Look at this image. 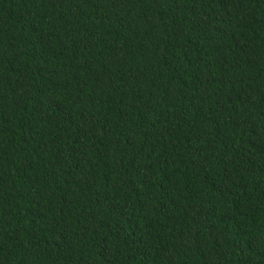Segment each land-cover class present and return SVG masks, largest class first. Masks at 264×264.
<instances>
[{
    "label": "trees",
    "instance_id": "16d2710c",
    "mask_svg": "<svg viewBox=\"0 0 264 264\" xmlns=\"http://www.w3.org/2000/svg\"><path fill=\"white\" fill-rule=\"evenodd\" d=\"M0 264H264V0H0Z\"/></svg>",
    "mask_w": 264,
    "mask_h": 264
}]
</instances>
